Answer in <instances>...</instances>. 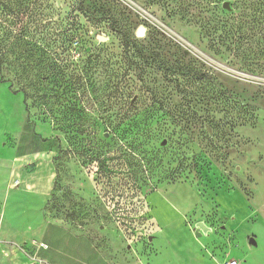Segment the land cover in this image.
<instances>
[{
	"label": "rangeland",
	"instance_id": "374dc122",
	"mask_svg": "<svg viewBox=\"0 0 264 264\" xmlns=\"http://www.w3.org/2000/svg\"><path fill=\"white\" fill-rule=\"evenodd\" d=\"M0 1L11 9L8 18L16 29L39 24L54 31L58 47L79 26L95 49L93 68L80 73L87 61L85 54H75L80 44L73 40L68 61L79 73L73 67L65 71H75L85 85L75 96L46 85L39 93H47L43 100L26 106L21 93L0 83V101L11 117L0 154L53 152L51 164L43 161L36 176L55 175L45 210L62 227L51 225L48 234L58 227L70 247L92 243L110 264H165V257L174 258L173 264H264V11H257L256 0L231 2L227 45L206 35L198 18L184 16L202 15L199 0ZM209 14L211 27H221L217 14ZM139 28L144 30L140 38ZM133 40L147 48L145 56L132 55ZM125 47L131 58L123 54ZM57 60L65 67V55ZM123 68L130 69L132 80L126 103L149 118L156 142L167 148L165 166L184 170L154 191L132 188L113 197L85 157H65L59 175L53 158L59 145L70 150L74 138L87 141L86 133L71 136L61 125L86 128L123 114ZM8 77L17 90L23 79L18 68H10ZM108 133L110 142L114 136ZM198 223L211 229L206 238L195 234Z\"/></svg>",
	"mask_w": 264,
	"mask_h": 264
},
{
	"label": "trees",
	"instance_id": "16d2710c",
	"mask_svg": "<svg viewBox=\"0 0 264 264\" xmlns=\"http://www.w3.org/2000/svg\"><path fill=\"white\" fill-rule=\"evenodd\" d=\"M199 1L201 2L199 4L202 8V15L193 16L189 13H183L184 16L187 19L198 18L199 25L206 35L212 39H218L223 45H227L231 41L229 22L232 13L229 11L232 9L231 2L233 0ZM242 2L247 4L250 0H243ZM224 3H228L229 10L223 8ZM255 6L257 11L261 10L263 12L264 0H256ZM174 8L183 12L176 5ZM209 12L217 14V19L222 24L221 27H211V22L206 17L211 15ZM10 13L12 11L8 8V5L4 1H0V17L2 19L0 23V83L8 84V88L13 94L21 93L23 103L26 106L29 100L32 101L31 105L43 100L47 93L42 92L41 95L39 93L41 88L47 87L46 85H52L56 90L63 87L64 94L71 97L84 89L85 85L80 83L81 77L74 76L75 71L78 72L76 66L72 65L73 62L68 61L73 51L71 49L73 40L77 39L79 42H76V44H80V47L75 54H85L87 61L86 66L81 68L80 73H84L83 69L86 71L93 68V62L96 59L95 49L88 42L83 28L76 26V28L71 29L70 33L63 37L64 42L57 47L56 44L59 42L56 40L57 35L54 31L48 32L46 27H41L39 24L33 30L29 27L16 29L18 25L9 20ZM41 29L46 32L43 36H38V31ZM121 30L122 33L126 32L125 28ZM51 38L54 40H51ZM132 42L136 48V52L132 55L145 56L147 48H139L136 40ZM128 51L127 47L123 48V54L131 58L132 55H129ZM60 55H65L66 58V65L62 69L57 64V58ZM92 57H94V60L91 59ZM16 67L23 79L21 80V86L12 91L13 81L8 77V74L10 68L13 70ZM70 67H73L75 71L71 70L67 73L66 71ZM129 70V68H123L122 73L124 83L121 95L125 99L123 100L125 108L123 114L121 113L119 117L115 118L107 116L101 123L93 121L86 128H84V124L71 122L61 125V130L71 136L83 138V134L86 133L87 141L82 139L77 141L74 138L70 150L59 145L53 158L56 175H59L58 168L61 166L59 162L64 161L65 157H71L72 155L85 157L88 166L91 169L96 168L98 175H103L104 183L111 189L113 197H119L122 195L120 193H128L132 188H135L137 192H140L143 188H150V191H154L157 186L165 182L175 181L184 170L180 169V166L172 170L165 166L167 148L161 147V143L156 142L158 135L151 128L149 118H141V113L135 111L134 104L126 103L131 93L130 85L132 83L128 75ZM54 99H58V94L55 95ZM102 129L103 131H101ZM108 130L114 136V139H111L110 142H108L110 136ZM174 155L176 154L170 152L171 157ZM179 162L183 164L184 160L182 159ZM109 201L113 202L112 200Z\"/></svg>",
	"mask_w": 264,
	"mask_h": 264
},
{
	"label": "crops",
	"instance_id": "0c3cea01",
	"mask_svg": "<svg viewBox=\"0 0 264 264\" xmlns=\"http://www.w3.org/2000/svg\"><path fill=\"white\" fill-rule=\"evenodd\" d=\"M0 111V139H3L11 131V117L5 115L1 101ZM43 156L46 159H42ZM52 156L51 150L24 157L7 156L5 151L0 154V264H110L91 242L89 247H70L61 239L58 227L47 233L51 225L62 227L49 218L45 210L55 175L36 176L39 165L44 161L49 166ZM37 161L40 163L32 166V171H26ZM12 176H15L13 181ZM16 180L19 184L15 187ZM167 258L173 264L172 257H165V264H170Z\"/></svg>",
	"mask_w": 264,
	"mask_h": 264
},
{
	"label": "water",
	"instance_id": "95a60500",
	"mask_svg": "<svg viewBox=\"0 0 264 264\" xmlns=\"http://www.w3.org/2000/svg\"><path fill=\"white\" fill-rule=\"evenodd\" d=\"M223 8L226 9V10H229V5L228 3H224L223 4ZM144 35V30L142 28H139L137 31H136V36L138 38L140 37H143ZM96 39L98 41H104V39H102L101 37L97 36ZM197 229H195V234L196 235H202V233L206 232L205 234H208L209 232H211V229L208 228L204 223H198L197 225ZM204 231V232H203ZM250 243L252 245H256L255 241L253 239H250Z\"/></svg>",
	"mask_w": 264,
	"mask_h": 264
},
{
	"label": "built area",
	"instance_id": "2783aa9c",
	"mask_svg": "<svg viewBox=\"0 0 264 264\" xmlns=\"http://www.w3.org/2000/svg\"><path fill=\"white\" fill-rule=\"evenodd\" d=\"M18 181L16 180V181H14V186L16 187V186H18ZM43 248H46L45 246H42ZM223 264H239L237 261H226V262H224Z\"/></svg>",
	"mask_w": 264,
	"mask_h": 264
},
{
	"label": "bare ground",
	"instance_id": "6f19581e",
	"mask_svg": "<svg viewBox=\"0 0 264 264\" xmlns=\"http://www.w3.org/2000/svg\"><path fill=\"white\" fill-rule=\"evenodd\" d=\"M195 229H197V226H195ZM203 232H204V231H203ZM205 233H206V232L202 233V236L206 238V237L208 236V234H205Z\"/></svg>",
	"mask_w": 264,
	"mask_h": 264
}]
</instances>
